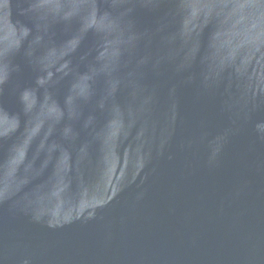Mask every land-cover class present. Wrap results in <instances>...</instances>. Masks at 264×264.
Here are the masks:
<instances>
[{
	"label": "water",
	"instance_id": "obj_1",
	"mask_svg": "<svg viewBox=\"0 0 264 264\" xmlns=\"http://www.w3.org/2000/svg\"><path fill=\"white\" fill-rule=\"evenodd\" d=\"M0 264H264V0H0Z\"/></svg>",
	"mask_w": 264,
	"mask_h": 264
}]
</instances>
